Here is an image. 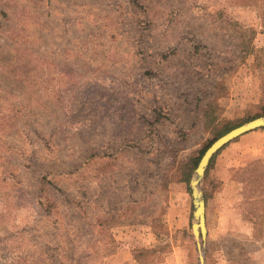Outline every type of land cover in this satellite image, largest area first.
Wrapping results in <instances>:
<instances>
[{
    "label": "rangeland",
    "instance_id": "obj_1",
    "mask_svg": "<svg viewBox=\"0 0 264 264\" xmlns=\"http://www.w3.org/2000/svg\"><path fill=\"white\" fill-rule=\"evenodd\" d=\"M263 10L0 0V264H141V247H157L147 264H197L194 169L181 173L217 131L264 111ZM228 163L220 152L208 172L205 264H262Z\"/></svg>",
    "mask_w": 264,
    "mask_h": 264
},
{
    "label": "trees",
    "instance_id": "obj_2",
    "mask_svg": "<svg viewBox=\"0 0 264 264\" xmlns=\"http://www.w3.org/2000/svg\"><path fill=\"white\" fill-rule=\"evenodd\" d=\"M263 11L262 13L264 15ZM245 46H246L245 44H242V48ZM261 51H264V48ZM259 57H260L259 55L258 56L256 55L255 60H257V58L259 59ZM263 115H264V111H262L261 113L255 114L248 120L242 121L241 123L237 125L223 128L221 131H217L215 135L213 136V138L208 140L202 146V148L199 149L196 155L190 157L189 160L186 161V163L184 164L182 173H181L182 180L188 182L190 173L198 164L200 157L202 156L206 148L215 139H217L219 136L223 135L230 129L246 121H249L253 118L263 116ZM203 117H204L206 126H211L216 121L217 115H216V110H215V103L214 102L212 103V100H210L205 105L204 110H203ZM236 138H234L233 140H235ZM228 143L222 146L216 153H214L209 161V164L205 171L204 179H203V191H204L205 200L213 196L214 191H215V185H216L215 184L216 181L214 179H212V184H211V178L209 179V176H208L209 169L211 168V166H213L217 155L222 151L224 147L228 145ZM261 163L262 162H250L247 165L239 167L234 170L236 179L242 184V191L240 192L242 200H240L237 203V208L240 211L242 219L251 223L254 236H257V238H261L262 229L264 227V175H263L264 171L260 168ZM156 248L157 247L138 248L134 251L133 256L134 258H136L137 261H139V263L147 264V262L150 261L151 257L157 254ZM11 263L12 262L10 261L9 264Z\"/></svg>",
    "mask_w": 264,
    "mask_h": 264
},
{
    "label": "water",
    "instance_id": "obj_3",
    "mask_svg": "<svg viewBox=\"0 0 264 264\" xmlns=\"http://www.w3.org/2000/svg\"><path fill=\"white\" fill-rule=\"evenodd\" d=\"M264 127V116L253 118L245 123H242L223 135L215 139L204 151L200 157L198 164L193 170L189 180V189L192 200V221L191 232L195 241V246L198 255L197 264H205L204 257V242L206 240L207 229L205 223V198L202 189V180L204 173L208 167L209 161L214 153L222 146L233 140L234 138L257 128Z\"/></svg>",
    "mask_w": 264,
    "mask_h": 264
},
{
    "label": "crops",
    "instance_id": "obj_4",
    "mask_svg": "<svg viewBox=\"0 0 264 264\" xmlns=\"http://www.w3.org/2000/svg\"><path fill=\"white\" fill-rule=\"evenodd\" d=\"M221 152L222 155L225 156L226 162H229L228 173L229 171L230 173H233L235 169L245 166L250 162L264 163V127L248 131L238 136L235 140L228 143V145L224 147ZM217 160H219V157L217 158ZM239 215H241L240 211ZM258 242L260 243V249L258 252L262 254L260 259L263 264L264 227L262 229V236Z\"/></svg>",
    "mask_w": 264,
    "mask_h": 264
}]
</instances>
